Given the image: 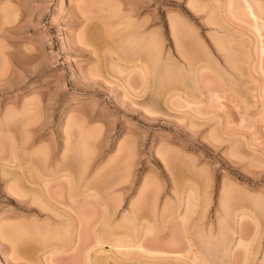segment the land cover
<instances>
[{"label": "rangeland", "instance_id": "1", "mask_svg": "<svg viewBox=\"0 0 264 264\" xmlns=\"http://www.w3.org/2000/svg\"><path fill=\"white\" fill-rule=\"evenodd\" d=\"M263 259L264 0H0V264Z\"/></svg>", "mask_w": 264, "mask_h": 264}, {"label": "bare ground", "instance_id": "2", "mask_svg": "<svg viewBox=\"0 0 264 264\" xmlns=\"http://www.w3.org/2000/svg\"><path fill=\"white\" fill-rule=\"evenodd\" d=\"M209 22V21H208ZM131 22H129L128 23V25L130 24ZM214 23V22H213ZM137 24V23H136ZM131 26L130 27H132V28H134V26L135 25H132V24H130ZM137 26H135V28H136ZM141 28H142V26H140ZM144 27V26H143ZM141 28H139L138 27V29H136L131 35H128V37L126 38L127 40V44H129L128 45V47H129V49H130V47H132L133 45H135V44H137V41H139V43H146L147 41H148V43H149V40H150V37H149V39L147 38L148 36H146V34H144L143 32H141L140 30H141ZM143 29V28H142ZM220 35V34H219ZM215 36V35H214ZM222 37V36H221ZM219 43V42H218ZM126 44V43H125ZM159 44H160V41L158 42V46H159ZM178 44V43H177ZM156 45V44H155ZM161 46L160 47H163V45L162 44H160ZM157 46V47H158ZM223 48V47H222ZM123 49V48H122ZM156 49V48H155ZM176 49H178V48H176ZM224 49V48H223ZM128 50V49H127ZM160 51H162V49L160 48L159 49ZM129 52V51H128ZM160 55H161V53H160ZM228 55V54H227ZM129 58H131V57H129ZM154 58V57H153ZM157 58H159V62H161V57H159V55L155 58V59H157ZM154 59V60H155ZM170 59V58H169ZM166 60V59H165ZM172 59H170V61H171ZM227 61H229V60H227ZM161 65H163V64H161ZM167 65V64H166ZM156 68V67H155ZM162 68V67H161ZM160 68V69H161ZM157 69V68H156ZM164 69H167V68H164ZM163 69V70H164ZM143 71V70H142ZM168 73V72H167ZM160 75V74H159ZM172 76V75H171ZM161 76H159V78H160ZM154 78V77H153ZM156 78V77H155ZM163 78V77H162ZM162 78H160V79H162ZM167 79V78H166ZM165 79V80H166ZM160 84H164V83H162V81H160L159 82V84L158 85H160ZM168 85V84H167ZM161 87V86H160ZM162 87H164V85H162ZM16 176H18L17 175V173H16ZM15 177V176H14ZM19 177V176H18ZM18 177H17V179H18ZM81 178V177H80ZM69 180V179H68ZM18 181V180H17ZM16 181V182H17ZM132 221V220H131ZM129 222H130V220H129ZM131 225V224H130ZM64 227V226H63ZM73 227V226H72ZM65 228V227H64ZM67 228L69 229V227L67 226ZM66 230V229H65ZM62 232H64V231H62ZM70 232H71V230H70ZM65 233V232H64ZM63 233V234H64ZM66 234H67V232H66ZM211 234V233H210ZM69 236L72 238V236L70 235V233H69ZM64 238V237H63ZM210 239V238H209ZM225 239V238H224ZM229 239V238H228ZM221 240V239H220ZM222 244V243H221ZM225 244H226V242H225ZM209 245V244H208ZM209 251H207V253H208ZM211 252V251H210ZM208 256V255H207ZM261 264H264V259L262 260V262H261Z\"/></svg>", "mask_w": 264, "mask_h": 264}]
</instances>
